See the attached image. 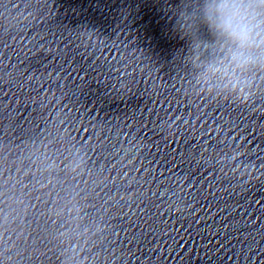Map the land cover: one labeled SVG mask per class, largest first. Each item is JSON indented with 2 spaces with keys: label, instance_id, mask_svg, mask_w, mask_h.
I'll return each mask as SVG.
<instances>
[{
  "label": "clouds",
  "instance_id": "1",
  "mask_svg": "<svg viewBox=\"0 0 264 264\" xmlns=\"http://www.w3.org/2000/svg\"><path fill=\"white\" fill-rule=\"evenodd\" d=\"M219 9L221 11V16L219 18L218 27L242 42L250 39L251 28L236 22V17L239 15V7L237 5L230 6L227 3H222Z\"/></svg>",
  "mask_w": 264,
  "mask_h": 264
}]
</instances>
